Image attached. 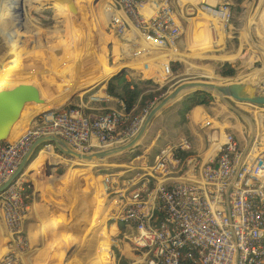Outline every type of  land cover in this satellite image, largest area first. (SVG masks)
I'll return each mask as SVG.
<instances>
[{"label":"rangeland","instance_id":"rangeland-1","mask_svg":"<svg viewBox=\"0 0 264 264\" xmlns=\"http://www.w3.org/2000/svg\"><path fill=\"white\" fill-rule=\"evenodd\" d=\"M47 1L4 0L0 7V67H5L7 70L6 76L0 78V93L19 95L23 98V105L31 107L30 115L57 107L67 108L81 103L86 104V97L96 92H103L110 98V101L104 104V108L124 112L118 99L107 92L109 84L118 92L119 83L112 79L120 73V70H123L121 75H124L128 82L151 81L158 86V89L165 86L167 90L164 95L185 81L238 85L251 82L250 80L258 76L253 73L256 69L255 63L245 68L244 65L248 63H235L230 55L231 52L238 50L240 43H243L245 45L243 52L248 56L250 44L255 45L258 36L264 33V27L259 31L250 28L247 30V21L250 22L251 19L255 22L260 20V15L264 16L262 10L264 0H223L232 5L231 16L225 27L217 25V21L212 22L216 27H221L218 29L216 41H213L217 46L213 47L210 39L202 36L200 24L197 30L195 25L191 24L197 11L195 9L188 11L192 14L179 12L175 8L176 3L170 0V5L176 9L182 27V43L179 44V51L187 62L182 63L184 64L182 67L187 66L192 69L191 74L186 70L184 75L182 74L184 70L180 66L174 73L166 71V62L163 61V56H160V51L153 47L149 48L139 38L126 37L123 41H117L113 37L109 28L110 11L108 10L113 0H76L72 8L64 7L65 10ZM190 1L195 2V0ZM199 22L204 25L211 24L207 17ZM98 50H101L100 53ZM102 51L104 56L100 60ZM224 64L241 67L233 76L228 77L219 73ZM106 67L114 71L104 78L101 74ZM258 83L255 89L258 88ZM142 86L148 89L147 87H152V84H142ZM252 87L254 88V85ZM180 100L162 110L152 120L143 140L132 150V153L138 155L127 163L119 164L107 160L100 165H93L61 154L56 149L57 155L48 153L47 156L42 150L43 147L40 148L31 159L30 167L39 161L45 164L53 163L54 167L50 168L49 174L44 177L49 179L44 190L32 188L34 171L25 172L29 164L21 173L20 177L28 179L30 186L25 188L24 201L30 208L21 226L5 228L0 197V264H128L131 262L133 256L128 252V244L124 238L129 232H126L122 226L117 236L112 234V238L118 241L119 247L113 248L114 258L111 257L110 262L107 260V245L111 236L109 217L115 204L112 195L106 197L101 193L98 181L101 175L105 174L118 175L120 182L133 177L134 169H128L126 166L138 162L149 165L159 148L177 142L180 138H186L196 146L199 145L200 139L203 145L201 154L205 153L213 143H217L213 141V137L211 138L212 135L219 143L224 141L225 126L221 127L214 121L213 129L200 125L194 127L186 116L188 113L182 118L178 114ZM53 101L60 103L47 105L43 109H33L43 102L45 104ZM228 101L235 110L227 104L220 103L212 109V112L227 123L229 130L236 134L243 149L249 139L250 127L254 125V131L256 125L264 127V108L233 100ZM147 112L144 110L134 116L126 114L124 123L116 130L118 143L114 146L124 143L139 130ZM22 119L26 118L22 117ZM30 123L27 122L24 129ZM217 126L221 128L220 137H217L215 128ZM198 134L199 139H197ZM49 159L52 160L48 161ZM87 168H90L94 174L92 178L84 181L82 173ZM74 178L77 179L75 195L69 193L66 199L57 200L59 193L56 188L64 185L65 181V185L68 186ZM96 178L99 180L97 181ZM95 183L97 185L93 186ZM49 201L51 204L48 211L51 213V218L43 221L46 218L45 203ZM57 201L59 203H56ZM83 205L87 206L86 211L82 212L79 218L74 219L69 228L59 223L62 215H71L74 209H80ZM81 210L83 207L78 211ZM98 221L99 224L96 223ZM89 239L92 241L91 244ZM104 241L106 248L103 247L101 254L97 256L93 248L95 245L98 246V243L100 246ZM99 248H96V251Z\"/></svg>","mask_w":264,"mask_h":264},{"label":"built area","instance_id":"built-area-1","mask_svg":"<svg viewBox=\"0 0 264 264\" xmlns=\"http://www.w3.org/2000/svg\"><path fill=\"white\" fill-rule=\"evenodd\" d=\"M201 8L209 20L227 26L228 2ZM108 10L117 41L139 38L159 50L166 71L179 62L182 27L170 0H113ZM258 90L264 94V71ZM102 94H89L86 104L39 113L15 139L0 141V185L41 137L56 136L81 154L118 143L116 130L127 113L120 101L124 112L104 108L110 98ZM211 138L218 143L212 156L195 152L180 138L159 148L149 165L126 166L134 176L123 182L118 175H101L99 189L115 204L108 261L119 247L112 234L117 236L122 226L133 256L128 264H264V127L256 125L246 151L231 132H224L221 143ZM42 150L57 155L52 144ZM28 182L19 176L0 193L6 229L21 226L29 211L24 202Z\"/></svg>","mask_w":264,"mask_h":264},{"label":"water","instance_id":"water-1","mask_svg":"<svg viewBox=\"0 0 264 264\" xmlns=\"http://www.w3.org/2000/svg\"><path fill=\"white\" fill-rule=\"evenodd\" d=\"M75 1L76 0H48L47 2L51 5L60 6V8L64 9V7L72 8ZM122 71L123 70H120V73H117L115 76L121 75ZM156 80H158V78H156ZM197 92H205L217 96L224 103L229 105V107H231V105L228 100H233L239 103H247L259 108H264V94H262L260 91L256 92L255 94H248L239 87H236V84H220L205 81L181 82L150 107L139 130L130 139L118 146L95 151L92 153L81 154L73 150L63 140L56 136H45L35 140L27 150L25 155L22 157L13 173L5 180L2 185H0V193H2L14 180H16L21 175L25 167L30 163V161H32L31 159L33 158L35 153L40 148L49 144H52L54 148L61 154L69 156L80 162L93 165H100L101 162H106L109 158L121 155L129 150H132L141 143L148 129V126L150 125L152 120L161 113L162 110L172 105L183 96ZM22 106L23 98H21L19 95L13 93H0V135L6 133L18 121V118L20 116V109ZM231 108L235 110L233 107ZM253 134L254 125L250 127V135L248 142L245 145V151L251 144ZM17 136L18 135H10V137H1L0 141L13 140ZM53 167V163L47 166L48 174L50 172V168Z\"/></svg>","mask_w":264,"mask_h":264},{"label":"bare ground","instance_id":"bare-ground-1","mask_svg":"<svg viewBox=\"0 0 264 264\" xmlns=\"http://www.w3.org/2000/svg\"><path fill=\"white\" fill-rule=\"evenodd\" d=\"M3 1L4 0H0V7H2V4H3ZM262 10H264V8H262ZM255 11V10H254ZM253 11V14L255 13ZM248 12V11H247ZM262 14V13H261ZM263 27H264V16L263 15H260V20H257V21H253V20H251L250 19V22H248L247 21V30L250 28V30H254V31H259L260 29L262 30L263 29ZM221 31H223L222 29H221ZM213 46H217V43H215V42H212V47ZM100 46H98V48H99ZM100 49H101V47H100ZM101 50H104V49H101ZM100 50V51H101ZM206 50V49H205ZM99 51V50H98ZM100 51H99V53H100ZM101 56H99V58H100V60H101V58H103V56H104V51H102L101 52V54H100ZM158 57H160V56H158ZM238 57V56H237ZM231 58H232V56H231ZM104 61V60H103ZM6 68L5 67H0V78L2 77V76H6L5 74H7V70H5ZM113 71L114 70H111V68H107L106 67V69H105V71H103L102 72V76L101 77H104V78H106V77H108V76H110L112 73H113ZM11 73V72H10ZM262 75H263V70H260L259 71V74H258V77H256L255 79H252V80H250L251 82H243V83H241V84H239V85H236V87H239L240 89H242L244 92H246V93H248V94H255L256 92H258L259 90H257V89H255L256 88V84L259 82V79L261 78L262 79ZM11 77V76H10ZM3 78V77H2ZM260 79V80H261ZM1 80V79H0ZM100 81V80H99ZM62 84V83H61ZM252 85H254V88L252 87ZM0 90H1V88H0ZM99 94H101V95H103L102 93H99ZM43 96V95H42ZM67 99V98H66ZM41 103V102H40ZM49 103V104H48ZM57 103H60L59 101L58 102H56V101H53V102H45V104H44V102L43 103H41L40 104V106L38 105V106H34V110H37V109H43V108H45V106H47V105H51V104H53V105H56ZM37 103H35V105H36ZM51 107V106H50ZM30 108L31 107H28V105H23L22 107H21V109H20V116H19V118H18V121L13 125V127L11 128V129H9L6 133H4V134H1L0 135V138L1 137H10V135H12V136H16V135H19L23 130H24V126L26 125V123L27 122H31V120H32V118L34 117V116H36L37 114H39V113H42V112H44V111H39V112H37V113H34L33 115H30V112H29V110H30ZM45 111H47V110H45ZM34 112H36V111H34ZM23 114H26L25 116H23ZM22 117L24 118H26L25 120H23L22 119ZM213 145V148L210 150V148H211V146ZM209 148H208V150L206 151V153H205V157H209V156H212L214 153H215V151L217 150V148H218V143H213ZM45 151V154L48 156V152L46 151V150H44ZM210 151V152H209ZM52 160V159H51ZM50 159L48 160V161H51ZM49 162H47L46 164L44 163V162H35L34 164H32V169H31V167H30V164H29V166L27 167V169L25 170V172L27 171V170H29V173H31L32 172V170L34 171V176H33V178H32V180H31V183H32V188H34L35 190H41L42 188H43V190H44V188L45 187H47L46 185L48 184V177L47 178H44L45 177V175H47L48 173H46V171H48V170H46L47 169V166L48 165H50V164H48ZM83 180L85 181L86 179H90V178H92V176H93V171L90 169V168H87V169H85V170H83ZM70 175V174H69ZM91 175V176H90ZM49 176V175H48ZM76 177V176H75ZM101 178V177H100ZM77 179L76 178H74V179H72L70 182H69V185L68 186H66L65 185V182H64V185H60L58 188H56V190H57V192L59 193V198L57 199V200H62V199H66L65 197H67L66 195L68 194L69 195V193H71L73 196L75 195L74 193L75 192H77V186H76V181ZM96 180L98 181L99 180V178H96ZM68 181V180H67ZM84 181H83V183H84ZM88 181V180H87ZM82 183V184H83ZM67 184V183H66ZM96 186L97 184L95 183V184H93V186ZM49 186V185H48ZM89 185H87V187H88ZM82 187V186H81ZM80 187V188H81ZM83 187H85L84 185H83ZM91 187V186H90ZM86 188V187H85ZM68 189V190H67ZM46 190V189H45ZM48 190H50V188L48 189ZM89 190V189H88ZM90 190H91V188H90ZM49 193V192H48ZM47 193V194H48ZM76 194H78V193H76ZM57 196V195H56ZM50 198H53L52 196H50ZM54 200V199H53ZM60 200V201H61ZM47 201H48V199H47ZM51 201H49L48 203H45L46 204V218H45V220H43V221H47V220H49L50 218H51V213L48 211V209H49V206H50V203ZM56 203H59V201H57ZM44 205V204H43ZM112 205V204H111ZM40 206V205H39ZM83 207V210H81V211H78V210H80L81 208ZM82 207H80V209L79 208H77L76 210L74 209L73 210V212H72V214L71 215H62L61 217H60V219H59V223L61 224V225H63V226H65V227H67V228H69L70 227V225H71V223H73L77 218H79V215L82 213V212H84V211H86V209H87V206H85V205H83ZM53 208V207H52ZM44 209V208H43ZM105 209V208H104ZM51 210V209H50ZM33 211H35V210H33ZM106 211H108V210H106ZM49 212V213H48ZM55 212V211H54ZM56 213V212H55ZM104 216V215H103ZM75 219V220H74ZM103 220V219H102ZM100 221V220H99ZM96 222L97 224H99L100 222ZM41 223H42V221H41ZM59 224V225H60ZM62 226V227H63ZM95 227V226H94ZM94 227H93V229H94ZM100 227V226H99ZM72 228V227H71ZM59 230H61L60 228H59ZM96 230V229H95ZM98 230V229H97ZM80 235V234H79ZM75 236V235H74ZM90 238V237H89ZM61 239H63V238H61ZM60 241V240H59ZM89 244H91L92 243V241L89 239ZM95 245V244H94ZM100 247V248H99ZM103 247H104V249L106 248V243H105V241L104 242H102V243H100V246H99V243H98V246H96L95 245V248H93V252L94 253H96L97 254V256L98 255H100L101 254V251H102V249H103ZM96 248H99L97 251H96ZM96 251V252H95ZM55 254V253H54ZM52 257V256H51ZM54 257H55V255H54ZM53 257V258H54ZM93 257V256H92ZM97 258V257H96ZM51 259V258H50ZM94 260V259H93ZM90 261V260H89ZM77 262V261H76Z\"/></svg>","mask_w":264,"mask_h":264},{"label":"crops","instance_id":"crops-1","mask_svg":"<svg viewBox=\"0 0 264 264\" xmlns=\"http://www.w3.org/2000/svg\"><path fill=\"white\" fill-rule=\"evenodd\" d=\"M174 3H176L175 8L178 9L179 12L184 11L186 14H192V13H188V11H191L192 9H195L197 11L195 18H192L193 20L191 21V24L195 25L196 30L198 29V25L200 24V28H202L201 32H202V36H206L210 39L211 42L216 41L217 39V32L218 29H220L221 27H216V24L212 23L215 20H209L211 22V24H202L201 21L204 17L208 18V15L202 10V6L205 5H211L214 6L216 4H218L219 2H222L223 0H195V2H191L190 0H173ZM232 2V1H231ZM230 4V2H228ZM231 10H232V5L230 4ZM209 19V18H208ZM217 25H219V23H217ZM197 35V33H196ZM257 43H255V45H251L250 44V53L248 54V56L246 55V52L244 53L243 50L245 49V45L243 43H240L238 45V50H236L235 52H231L232 54L230 56L233 57V62L235 63H248L245 66V68L249 67L250 65H256V69H254L253 73H256L257 75L259 74L260 70H264V33L260 34L258 36V39L256 40ZM180 43H182V38L180 40ZM244 54V56H243ZM181 59H179V66L182 67V65L184 66V64L182 63H187L184 59L185 57L183 55H181ZM238 56V57H237ZM255 58V59H254ZM251 63V64H249ZM234 70L237 72L238 69H240V67H235L234 65H231ZM182 70H184V73L182 72V74L184 75L186 73V70L190 72L191 74V70L190 68L186 67H182ZM180 70V71H182ZM180 72V76L182 75ZM258 77V76H257ZM261 79V78H260ZM259 79V81H260ZM258 89V88H257ZM220 103H223L226 105V103H224L219 97L212 95V100L207 103V104H201V105H196L194 106L186 115L189 119V122L191 123L192 126L196 127L197 125L200 126H204L206 128L209 129H213V122H217L219 125H221V127L225 126V128L223 129L224 132H231L234 134V132L230 131L229 127L227 126V123L223 122L220 117L215 116V114H213L212 109H215V107L217 105H219ZM216 128V133L217 135L221 132L220 131V126L215 127ZM236 136V134H234ZM199 139V134L197 135ZM237 138V136H236ZM238 139V138H237ZM239 141V140H238ZM199 145L196 146L193 144V148L194 151L201 154L203 152V145L202 142L199 139ZM204 143V142H203ZM213 148V145L211 146L210 150ZM210 152V151H209ZM204 154V153H203ZM104 232V230L102 231Z\"/></svg>","mask_w":264,"mask_h":264},{"label":"trees","instance_id":"trees-1","mask_svg":"<svg viewBox=\"0 0 264 264\" xmlns=\"http://www.w3.org/2000/svg\"><path fill=\"white\" fill-rule=\"evenodd\" d=\"M179 68V63L171 62L169 64V69L172 73L176 72ZM223 76L231 77L235 74V70L231 65L224 64L223 69L219 72ZM113 81L119 83L118 92L115 91V87L109 84L107 92L109 95L118 99V101L124 104V108L127 114H132V116L148 109L157 99H159L166 92L167 88L165 86L158 89V86L151 81L128 82L124 75L114 76ZM142 84H152V87H145ZM212 100V95L205 92L190 93L183 96L179 103L178 114L185 118L184 116L196 105L207 104ZM74 107V106H70ZM133 150V149H132ZM129 150L123 153L119 157H112L108 160H113L119 164L127 163L132 160L138 153H132Z\"/></svg>","mask_w":264,"mask_h":264}]
</instances>
